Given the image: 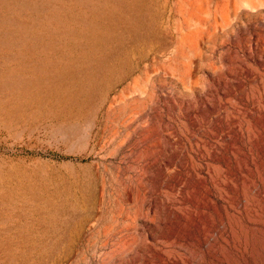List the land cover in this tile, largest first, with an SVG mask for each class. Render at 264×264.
<instances>
[{
	"label": "rangeland",
	"instance_id": "obj_1",
	"mask_svg": "<svg viewBox=\"0 0 264 264\" xmlns=\"http://www.w3.org/2000/svg\"><path fill=\"white\" fill-rule=\"evenodd\" d=\"M0 264H264V0H0Z\"/></svg>",
	"mask_w": 264,
	"mask_h": 264
},
{
	"label": "bare ground",
	"instance_id": "obj_2",
	"mask_svg": "<svg viewBox=\"0 0 264 264\" xmlns=\"http://www.w3.org/2000/svg\"><path fill=\"white\" fill-rule=\"evenodd\" d=\"M137 1V3L138 4H141V0H136ZM141 6V5H140ZM139 6V7H140ZM258 8V7H257ZM142 9V8H141ZM136 16V15H135ZM136 19V18H135ZM137 20H139V23L141 22L142 24H143V22L145 21V20H143V18H139V19H137ZM133 23V22H132ZM134 24H136V23H134ZM137 25V24H136ZM136 30V29H135ZM125 129V128H124ZM132 133V132H131ZM8 174V173H7ZM30 174V173H29ZM6 175V174H5ZM8 176V175H7ZM28 189V188H27ZM32 189V188H31ZM25 191H26V189H25ZM28 191H26V192H22V193H27ZM29 193V192H28ZM31 194H32V192H30ZM30 193H29V195H30ZM35 193V196H36V198L38 199L37 201H40V199H41V197H40V194H39V192L38 191H35L34 192ZM20 195V194H19ZM24 196V195H23ZM26 197V196H25ZM28 198V197H27ZM92 200V199H91ZM96 200V199H95ZM97 201V200H96ZM94 203V202H93ZM101 203V202H100ZM97 204V203H96ZM95 208V207H94ZM99 212V211H98ZM91 214V213H90ZM88 216V215H87ZM91 216V215H90ZM84 217V216H83ZM85 218V217H84ZM88 218V217H87ZM86 218V219H87ZM91 218V217H90ZM81 224H79V226H80ZM204 226V225H203ZM92 227V226H91ZM77 232V231H76ZM76 241V240H75ZM73 243H75V242H73ZM77 243V242H76ZM77 245V244H76ZM79 245V244H78ZM80 246V245H79ZM77 248V247H76ZM70 250H71V248H70ZM69 250V251H70ZM78 250V249H77ZM68 251V250H67ZM71 252H72V250H71ZM68 253V252H67ZM62 254V253H61ZM60 254V255H61ZM65 256V255H64ZM61 257H62V255H61ZM56 260V259H55ZM61 260V259H60ZM59 260V261H60ZM62 261V260H61ZM56 263V262H55Z\"/></svg>",
	"mask_w": 264,
	"mask_h": 264
}]
</instances>
